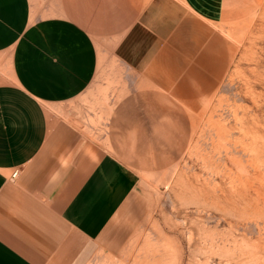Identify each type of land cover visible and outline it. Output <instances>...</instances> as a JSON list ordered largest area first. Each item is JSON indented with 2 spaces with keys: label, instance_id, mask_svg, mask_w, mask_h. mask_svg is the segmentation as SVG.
<instances>
[{
  "label": "crops",
  "instance_id": "obj_1",
  "mask_svg": "<svg viewBox=\"0 0 264 264\" xmlns=\"http://www.w3.org/2000/svg\"><path fill=\"white\" fill-rule=\"evenodd\" d=\"M255 1L0 0V264H86L135 199L136 173L62 111L94 83L98 42L135 75L120 109L138 128L159 100L213 94L237 52L225 25Z\"/></svg>",
  "mask_w": 264,
  "mask_h": 264
},
{
  "label": "rangeland",
  "instance_id": "obj_2",
  "mask_svg": "<svg viewBox=\"0 0 264 264\" xmlns=\"http://www.w3.org/2000/svg\"><path fill=\"white\" fill-rule=\"evenodd\" d=\"M251 5L225 25L237 52L213 94L159 100L138 128L120 109L135 75L113 41L98 42L94 83L62 111L138 187L86 264H264V0Z\"/></svg>",
  "mask_w": 264,
  "mask_h": 264
},
{
  "label": "built area",
  "instance_id": "obj_3",
  "mask_svg": "<svg viewBox=\"0 0 264 264\" xmlns=\"http://www.w3.org/2000/svg\"><path fill=\"white\" fill-rule=\"evenodd\" d=\"M19 172H15L12 176L13 179H16L18 177Z\"/></svg>",
  "mask_w": 264,
  "mask_h": 264
}]
</instances>
